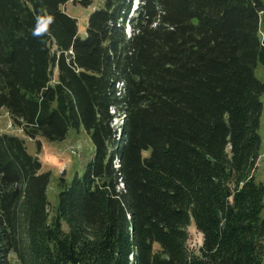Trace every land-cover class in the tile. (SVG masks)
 Listing matches in <instances>:
<instances>
[{"label": "trees", "instance_id": "obj_1", "mask_svg": "<svg viewBox=\"0 0 264 264\" xmlns=\"http://www.w3.org/2000/svg\"><path fill=\"white\" fill-rule=\"evenodd\" d=\"M134 2L0 0V109L39 150L94 146L51 217L50 172L0 134V264H264V0Z\"/></svg>", "mask_w": 264, "mask_h": 264}, {"label": "rangeland", "instance_id": "obj_2", "mask_svg": "<svg viewBox=\"0 0 264 264\" xmlns=\"http://www.w3.org/2000/svg\"><path fill=\"white\" fill-rule=\"evenodd\" d=\"M137 5V0L134 6ZM136 7V6H135ZM133 7V8H135ZM94 6L84 7L79 3H68L64 10L73 18L78 20L79 35L84 38L88 19L93 12ZM128 32L130 27L127 26ZM264 34V13L261 14V35ZM258 79L264 83V66L259 64L255 70ZM58 77L56 74V81ZM264 105V94L261 97ZM121 118L114 121L115 126H121ZM0 134H9L20 137L26 141L28 151L31 155L37 156L43 165V169L50 172L51 179L48 187V200L50 203L51 217L55 214L59 203L61 191L60 180L64 178L67 183H71L76 176H82L86 165L92 160L94 146L85 127L82 125L79 130L71 129L64 141L50 142L41 139V149L38 142L27 139L23 130L12 123V119L6 109H0ZM260 134L263 140L261 157L258 162L257 181L264 182V110L261 117ZM195 238L196 235H195ZM200 240V235H198ZM14 255L11 259L14 260Z\"/></svg>", "mask_w": 264, "mask_h": 264}, {"label": "clouds", "instance_id": "obj_3", "mask_svg": "<svg viewBox=\"0 0 264 264\" xmlns=\"http://www.w3.org/2000/svg\"><path fill=\"white\" fill-rule=\"evenodd\" d=\"M54 23V17L41 16L38 18L37 26L33 32L34 36H41L48 32L50 25Z\"/></svg>", "mask_w": 264, "mask_h": 264}]
</instances>
